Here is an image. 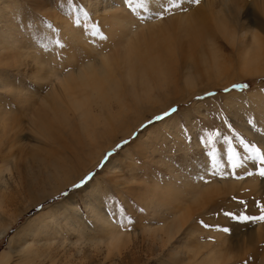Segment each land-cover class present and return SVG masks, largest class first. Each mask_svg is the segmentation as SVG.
<instances>
[{
    "label": "bare ground",
    "instance_id": "6f19581e",
    "mask_svg": "<svg viewBox=\"0 0 264 264\" xmlns=\"http://www.w3.org/2000/svg\"><path fill=\"white\" fill-rule=\"evenodd\" d=\"M118 1L115 3L117 6L103 1L101 7L96 9L104 22L103 25L108 27L106 32L109 39H113V43L104 45L101 50L87 52L65 44L67 46L62 47V52L74 50L80 55L76 59L74 57L72 62H67L68 65H60L57 55L61 50L57 46L52 48V52H45L41 46L38 48L32 42L26 46L20 45L19 39L13 40L12 30H17L18 27L12 22L13 19H8L9 27L3 28L9 15L6 13L5 1L0 0V33L4 34L3 39H0V71L6 66L4 62L7 60L19 62L13 73H23L22 85L25 86L18 84V87H7L8 89L0 87V101L12 106L11 109L8 104L0 103L1 106L9 108L8 112L0 113V135L8 138L6 150L23 147L27 153L20 155L21 165L17 173H14L16 178L13 184L9 186L15 191L18 199L26 200V204L20 212L10 215L0 226V239L12 229L22 214L33 210L80 180L97 166L105 152L111 150L117 141L129 137L145 121L143 118L137 120L136 113L143 109L148 114L154 112V108H146L145 103L152 104V100L160 94L164 97L180 96L178 101H166L167 108L170 104L184 101V97L190 95L184 89H191L199 78L213 80L224 73L227 68L220 62H223L222 52L226 48L225 45L218 44L216 38L226 39L229 36L234 43L233 50L243 53V59L251 53L252 55L248 56L251 61L244 63L245 69L247 73L258 71V68H252L255 66H249L257 61L262 49L261 56H264V40L260 39L253 29H249L250 26L243 25L244 22L252 24L249 10L244 12L241 20L237 18L233 6L237 0H231V3L234 2L231 7L228 5L229 0H224V4L218 2L219 0H200L199 5L186 2L185 11L179 12V17L172 18L170 15L157 22L145 23L125 15L130 12L120 0ZM253 4L258 5L264 13V0H257ZM34 7L38 9L37 6ZM226 21L233 25V32L228 30ZM66 33L64 37L67 36ZM111 49H118L117 53H112ZM19 55L22 58L26 56L23 59L26 64H22L21 58V61L16 58ZM27 58L32 60L27 62ZM8 76L11 77L9 73ZM179 80L182 81V89L179 87ZM102 85H105L104 89ZM16 88L21 94L16 92ZM41 90L43 93L40 94ZM13 92L19 95L14 97ZM76 102L78 103L75 108L70 109L75 105L62 107L64 104ZM13 109L22 111L23 115H15L16 111L12 112ZM131 117L134 119L132 126L123 128L119 138L110 134L115 127L125 123L126 118ZM24 122L26 127L39 130V133L43 132L42 135L48 137L41 147L21 146L23 139L35 138L28 134L22 135ZM8 123L11 127L6 126ZM145 131L137 134L132 147L135 152L152 161L158 157L159 152L154 150L149 137H145ZM3 152L0 153V163L12 162L11 158L6 160L4 155L7 153ZM123 152L129 156L128 160L125 156H122V159H110L100 174L95 175L81 190L82 193L87 191V194L80 198L90 214L89 218L99 227L102 234H109L108 230L110 231L109 242L122 236V233L116 229L117 225L112 224L110 216L102 206L106 203L101 205L102 181L98 175L107 176L117 190L125 191L124 193L131 197L146 188L139 180L144 178L137 176L138 171L131 170L129 164L133 156L126 149ZM81 163L85 164L81 167ZM76 168L79 170L75 172ZM128 170L131 171L126 179L127 176L122 173ZM249 183H253V180H249ZM260 183L264 188V180ZM190 197L193 202L196 200L195 194H190ZM72 198L73 196L69 195L62 201L47 205L27 217L9 236L10 252H0V264H56L59 256L64 255L73 245L69 237L74 235L73 232L77 231L81 238L86 235L78 230L83 221L81 212ZM21 202L23 203L22 200ZM173 219V222H169H176ZM168 220L170 218H164L163 222ZM181 227L178 226V232L182 230Z\"/></svg>",
    "mask_w": 264,
    "mask_h": 264
},
{
    "label": "rangeland",
    "instance_id": "374dc122",
    "mask_svg": "<svg viewBox=\"0 0 264 264\" xmlns=\"http://www.w3.org/2000/svg\"><path fill=\"white\" fill-rule=\"evenodd\" d=\"M4 1L9 18H7V22L3 28L9 27L10 20L8 19H13L12 22H15L18 27L17 30H12L14 34L13 40L19 39L20 45L26 46L32 42L37 47L41 46L45 52H52V48L57 46L61 50L59 55H57L60 65L69 63V61L72 62L74 57L75 59L79 57L80 53L74 50L64 53V51L62 52V47L59 45L63 47L67 45L78 47L87 52L101 50L104 45H111L113 43V39L103 42L93 39L91 37V29L94 24L99 25L102 33L107 35L106 30L108 27L106 28L103 25L104 22L101 21L100 13L97 10L101 7L103 1L111 2L110 4L117 6L115 3L119 2L118 0ZM229 1L230 4L228 5L231 7V4L233 5L234 2L231 3V0ZM218 2L224 4V0H219ZM254 2H257V0ZM254 2L253 0H237L233 5L236 9L235 14L241 20L244 12L249 10L251 12L249 18L252 24L244 22L246 25H243L250 26L249 29H253L254 33L264 40V13L258 5L253 4ZM34 5L38 9H35ZM179 12L181 11L174 12L172 18L179 17ZM237 13L241 14L238 15ZM128 14L125 15L136 19L132 14ZM159 20L163 19L139 21L145 23L157 22ZM225 24L229 31L233 30L231 23L226 21ZM61 32H64L63 36ZM65 33L66 37H64ZM216 40L218 44L225 45L226 50H223L221 57L223 62H220V64L225 66L227 70L213 80L206 79L205 77L199 78L193 84L192 90L189 88L184 89L186 93H190L189 97L185 96L184 101L170 104L167 108H165L166 101H178L180 96L170 97L165 95L164 97L160 94L161 96L158 95L155 100H152V104L145 103L146 108L153 107L154 112L148 114L143 109L139 113H136L137 120L143 118L145 121L129 137L117 141L111 150L105 152L95 168L75 182L79 183L90 174L94 176L100 174L110 159H122V156H125L128 160L129 156L125 155L124 149L131 153L133 156L132 162L129 164L131 170L138 171L137 176L144 178L142 180L138 177L141 180L140 184L143 183L146 187L138 191L134 197L124 193L125 191L117 190L107 176L100 177L98 175L102 181L100 182L102 191L101 205L103 203L107 204H103L102 206L107 211L108 216H110L112 224L117 225L116 229L122 233V236H118L117 239L112 241L113 243L109 242L110 231L108 230L109 234H102L98 229L99 227L89 218L90 214L82 204L83 200L80 197L87 194V191L82 193L81 190L87 183L79 188L73 187L74 183H72L73 185L61 190L33 210L22 214L12 226V229L8 231L4 238L0 239V252H10L9 246L11 245L9 243L11 242L9 241V236L27 217L41 208L62 201L63 198L71 195L73 196L72 201L81 212L83 221L81 223L84 224L80 223L78 230L83 231L86 235L81 238V236H78L79 233H76L77 231L73 232L74 235L71 233L72 235L69 237L73 245L67 249L64 255L61 254L59 256L56 264H264V223H238L231 221L222 214H217L221 208L242 211V206L233 199V197H236L237 200L243 199L247 202L249 214L258 215L259 212L255 207L254 201H264V188L261 187L260 183L264 179L254 175L252 177L246 176L243 180L216 178L211 183H204L200 180V176L204 173L205 153L208 147L204 142L207 134H218L214 137L213 143L218 156L224 155L225 158L229 145L225 143L224 137H227L231 142V147L241 154H243V150L234 137L244 139L245 142L251 141L258 148L264 146V56H261L263 49L257 61L249 66V68L255 66V68H252L254 70L258 68V71L256 73H247L244 63L247 60L251 61V58H248V56L252 54L249 53L246 57L247 59L245 57L243 59L241 55L243 53L233 50L234 45L232 44L234 43L231 42L229 36L226 39L216 38ZM50 41H57L59 44L53 45L49 43ZM117 50L111 49V52L113 51L112 53L115 54ZM230 51L232 53L235 52L232 54ZM20 56L16 58L19 61L22 60V64H26L25 60L23 62L26 56L23 58ZM29 59L30 61L32 60V58H27V62ZM18 63L8 60L4 62L6 66L4 67L5 69L2 68L3 70L0 71V87L3 86L8 89L7 87H18V84H23V73H13L16 71L15 67ZM5 70L7 71L6 74ZM8 73L12 79L8 76ZM178 84L182 89V81L179 80ZM233 84H247L249 87L244 92L233 91L225 93L223 91L225 88H231ZM104 87L105 85H102V89ZM16 92L21 94L19 89ZM16 92L12 93L14 97L19 95ZM208 92H214L216 95L206 96L203 100H197L198 96H205ZM41 93H43V90L40 91ZM0 103L5 104L6 102L0 101ZM77 103L64 104L62 107L67 106L69 108ZM8 105L12 109V106ZM75 107L77 105L70 107V109ZM173 107L178 109L175 113L163 120L155 119L156 116L162 115L163 112ZM9 108L0 105V113L8 112ZM14 111H16L15 115H23V112L18 109H13L12 112ZM132 120H134L132 117L126 118L124 120L126 122H121L123 124L115 127L110 134L116 135L119 138L121 130L131 125ZM250 120L252 121L251 124L249 123ZM6 126L11 127V124L9 125L8 123ZM23 126L24 134L22 135L28 134L35 138L23 139L20 142L21 146L31 148L41 147V144L45 143L44 141L48 139V137L42 135L43 132L39 133V130H32L26 127L25 122ZM144 130H146L145 137H149V140L153 142L154 150L159 152L158 157L152 161L135 152L132 147L133 140L137 134L142 133ZM156 137H160L161 139ZM7 139L0 135V153L6 150ZM6 151L3 152V154L7 153L4 155L6 160L12 159V162L0 163V226L10 215L20 212L24 208V204H26V200L21 199L22 203L15 191L9 187L16 178V174L14 173H17L21 165L20 155L22 153L27 154L26 150L23 147H16ZM262 154H264V149H262ZM248 163L251 164L252 162L249 161ZM84 164L81 163V167ZM78 170L76 168L75 172ZM131 170L122 173L127 176L126 179L129 178L128 174ZM251 179L255 183L254 185L253 183H249V180L252 182ZM153 183L154 185H152ZM215 183L216 185L213 186ZM214 187L215 190L213 191ZM189 193L195 194L196 200L194 202ZM159 195L162 197H159ZM203 196H206L207 200H204L206 198ZM161 199H164V201ZM155 201L159 204H156ZM113 206L120 210L121 219L126 216L131 223L124 227L120 226L119 223L117 224L116 220L111 216ZM164 218H170V220L164 223ZM172 219L176 222L171 223L173 222L171 221ZM201 219L209 224L228 227L230 228V233L225 234L214 230H205L198 223ZM91 220L92 222H90ZM173 224L175 227H173ZM258 225L260 227H257ZM178 226H182V230L179 232L177 231ZM222 244L224 245L222 246Z\"/></svg>",
    "mask_w": 264,
    "mask_h": 264
},
{
    "label": "snow or ice",
    "instance_id": "6c2138e0",
    "mask_svg": "<svg viewBox=\"0 0 264 264\" xmlns=\"http://www.w3.org/2000/svg\"><path fill=\"white\" fill-rule=\"evenodd\" d=\"M185 2L192 5H199L200 0H120V3L125 6L130 14H132L138 20H148V19H164L166 15H172L176 11H185L184 4ZM4 34L0 33V39H3ZM91 37L96 39L98 42H103L109 39L107 35H104L101 31L99 25H93L91 29ZM49 43L53 45H58L57 41H50ZM63 47L62 45H59ZM247 84H233L231 88H225L223 91L225 93L244 92L248 89ZM216 93L208 92L205 96H198L197 100H203L206 96H215ZM178 109L173 107L168 111L162 113V115L156 116V120H163L169 117L171 114L175 113ZM251 124L252 121L250 120ZM218 134L209 133L205 137V143L207 144V151L205 153V166L204 173L200 176V180L204 183H211L212 180L216 178L226 179L232 178L237 180H243L245 177L258 176L264 179V154H262V149L256 147L251 141L245 142L244 139L239 137H234L238 145L243 150V154L237 152L236 149L231 147V142L227 137H224L225 143L229 146L227 148L226 158L224 155H219L217 153L216 147L213 143V139ZM127 143V142H125ZM119 147V145H117ZM110 155V154H109ZM252 163L249 164L248 162ZM255 170V171H253ZM94 175L90 174L84 177L79 183H74L73 187L79 188L83 184L88 183L93 180ZM236 202L242 206V211H233L228 209L221 208L219 213L225 217L229 218L231 221L238 223H264V201L256 200L254 201L255 207L258 209L259 214H249L247 210V202L243 199L237 200L236 197H233ZM111 216L116 220L120 226L124 227L127 224H130L131 221L124 216L121 219L120 210L116 207H113ZM200 227L209 231H218L225 234L230 233V228L222 227L219 225L209 224L204 222L202 219L198 221Z\"/></svg>",
    "mask_w": 264,
    "mask_h": 264
}]
</instances>
